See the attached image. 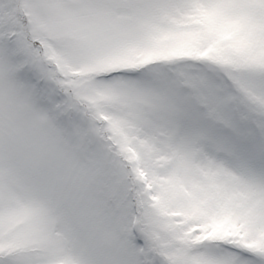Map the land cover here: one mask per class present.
I'll return each mask as SVG.
<instances>
[{"label": "snow or ice", "instance_id": "1", "mask_svg": "<svg viewBox=\"0 0 264 264\" xmlns=\"http://www.w3.org/2000/svg\"><path fill=\"white\" fill-rule=\"evenodd\" d=\"M0 264H264V0H0Z\"/></svg>", "mask_w": 264, "mask_h": 264}]
</instances>
